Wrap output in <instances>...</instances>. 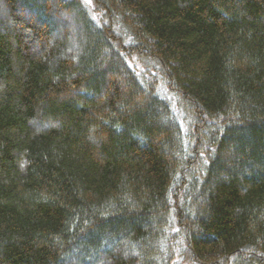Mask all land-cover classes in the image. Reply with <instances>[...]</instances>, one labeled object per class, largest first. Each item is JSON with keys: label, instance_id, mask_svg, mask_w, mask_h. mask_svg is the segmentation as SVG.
Segmentation results:
<instances>
[{"label": "trees", "instance_id": "obj_1", "mask_svg": "<svg viewBox=\"0 0 264 264\" xmlns=\"http://www.w3.org/2000/svg\"><path fill=\"white\" fill-rule=\"evenodd\" d=\"M0 264H264V0H0Z\"/></svg>", "mask_w": 264, "mask_h": 264}, {"label": "rangeland", "instance_id": "obj_2", "mask_svg": "<svg viewBox=\"0 0 264 264\" xmlns=\"http://www.w3.org/2000/svg\"><path fill=\"white\" fill-rule=\"evenodd\" d=\"M87 1H89V0H87ZM159 91H160V93H164V89L162 88V87H160L159 88ZM173 104H174V106L176 107L177 106V104H178V101L177 102H175V101H173ZM178 109V114H179V120H181V122H182V124L184 125V122H186V118H187V120L191 117V116H189V115H186V113H184L183 111H181V107L179 106V104H178V107H177Z\"/></svg>", "mask_w": 264, "mask_h": 264}]
</instances>
